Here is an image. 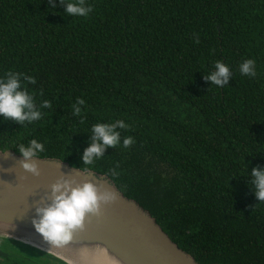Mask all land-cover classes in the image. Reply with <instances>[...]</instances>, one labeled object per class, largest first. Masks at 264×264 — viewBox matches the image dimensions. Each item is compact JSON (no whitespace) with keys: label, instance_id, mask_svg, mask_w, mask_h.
<instances>
[{"label":"trees","instance_id":"16d2710c","mask_svg":"<svg viewBox=\"0 0 264 264\" xmlns=\"http://www.w3.org/2000/svg\"><path fill=\"white\" fill-rule=\"evenodd\" d=\"M54 3L0 0V78H35L37 106L52 105L32 124L0 116V151L20 155L36 139L39 158L80 169L92 126L122 120L120 144L92 172L197 264H264V202L250 177L264 169V0H86V17ZM247 59L255 77L239 71ZM217 61L232 72L222 88L204 80ZM0 264L66 263L0 237Z\"/></svg>","mask_w":264,"mask_h":264},{"label":"water","instance_id":"95a60500","mask_svg":"<svg viewBox=\"0 0 264 264\" xmlns=\"http://www.w3.org/2000/svg\"><path fill=\"white\" fill-rule=\"evenodd\" d=\"M21 159L12 151H0V237L37 248L66 264L75 263L55 252L76 259L78 256L70 250L80 244L99 245L120 264H197L171 241L147 211L127 199L104 175H84L59 160L38 158L40 176L33 177L20 167ZM60 177L74 180L73 186L91 182L101 190L114 192L117 199L102 205L98 216L88 215L84 229L66 245L57 247L41 235L31 239L15 233L14 230L37 233L32 224L33 219H38L36 209L51 204V185Z\"/></svg>","mask_w":264,"mask_h":264},{"label":"clouds","instance_id":"9594fccd","mask_svg":"<svg viewBox=\"0 0 264 264\" xmlns=\"http://www.w3.org/2000/svg\"><path fill=\"white\" fill-rule=\"evenodd\" d=\"M48 3L52 8L56 7L54 0H48ZM59 3L65 6L66 14L71 17H86L93 10L86 4V0L68 3L65 0H59ZM196 42L199 43L198 37ZM214 68V71L204 76V80L221 88L228 85L232 77L230 68L220 61L215 63ZM239 71L242 75L255 77V61L252 59L243 61L239 65ZM27 84L35 85V78L16 72H7L4 78H0V116L21 126L41 120L44 115L41 109L52 107L48 100H44L38 107L34 95L30 94L26 87ZM41 95H43L42 92ZM84 104L83 99L77 98L72 105V115L81 117V106ZM83 122L82 118L81 123ZM127 128L128 125L122 120L93 125L92 141L82 156L85 167L73 168V171L84 175L92 172L90 166L103 157L106 149L115 148L120 144L121 133L117 129ZM133 143L134 139L131 136L123 139L125 148ZM17 151L22 157L19 165L23 171L33 177H39L40 170L36 161L39 160V154L45 151L44 144L32 139L27 145L20 144ZM110 174L115 175V170H111ZM250 177L255 198L259 202H264V169L253 168ZM75 183L74 180L60 177L51 185V204L36 209L38 219H33L32 224L35 231L50 245L60 247L68 244L73 240L76 232L84 229L88 215L98 216L102 205L111 204L117 199L114 192L107 189L101 190L91 182L73 186Z\"/></svg>","mask_w":264,"mask_h":264},{"label":"bare ground","instance_id":"6f19581e","mask_svg":"<svg viewBox=\"0 0 264 264\" xmlns=\"http://www.w3.org/2000/svg\"><path fill=\"white\" fill-rule=\"evenodd\" d=\"M14 232H21L22 234L30 236L31 239L34 237H40V234L27 230H14ZM70 251L75 253L78 257L76 259H71L65 255H61L57 252L55 253L75 264H120L117 260L112 258L103 247L99 245L80 244L77 245L74 250ZM86 258L87 260H85Z\"/></svg>","mask_w":264,"mask_h":264}]
</instances>
